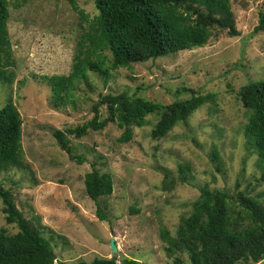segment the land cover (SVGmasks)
Segmentation results:
<instances>
[{
    "label": "rangeland",
    "instance_id": "1",
    "mask_svg": "<svg viewBox=\"0 0 264 264\" xmlns=\"http://www.w3.org/2000/svg\"><path fill=\"white\" fill-rule=\"evenodd\" d=\"M8 1L16 64L12 83L0 82V110L9 98L18 107L27 167L0 175V183L51 240L59 261L75 264L118 255L141 264H168L161 229L176 234L204 188L244 193L264 205V166L248 142V110L240 100L243 86L264 81V31L255 33L264 0H231L239 36L218 30L219 37L205 47L136 63L110 79L90 72L74 91V103L62 107L55 106L43 77L71 73L81 35L78 14L68 0ZM77 2L92 18L97 15L93 0ZM191 90L214 93L216 100L164 139L152 137L158 114L150 115L144 127H135L133 140L125 144L118 141L123 130L115 124L80 139L67 135L73 154L84 158L80 163L55 137L58 130L92 120L93 106L103 95L128 92L167 105L190 98ZM99 115L106 118L107 108ZM94 168L114 182L112 195L98 202L106 220L86 193L85 176ZM166 176L173 185L166 184ZM3 209L0 200V230L17 233L18 226L6 221Z\"/></svg>",
    "mask_w": 264,
    "mask_h": 264
},
{
    "label": "trees",
    "instance_id": "2",
    "mask_svg": "<svg viewBox=\"0 0 264 264\" xmlns=\"http://www.w3.org/2000/svg\"><path fill=\"white\" fill-rule=\"evenodd\" d=\"M97 15L91 17L68 0L78 14L81 35L78 38L72 71L68 75L44 76L51 86L52 99L57 107L73 104L78 85L96 72L106 79L112 73L136 63L162 56L205 47L218 30L231 37L239 36L231 0H93ZM17 7L21 3L16 4ZM10 3L0 0V82L12 83L15 67L14 50L10 38ZM264 31V12L260 14L255 33ZM179 91L178 93H182ZM191 97L171 104L150 101L128 92L107 94L94 104L92 120L55 137L72 160L84 158L73 154L67 135L80 139L90 131L104 130L115 124L123 130L118 141L129 143L134 128L147 125L152 114L160 116L152 131L153 139L161 140L178 125L187 123L206 103L216 100V94H200L191 90ZM240 100L248 110L246 136L264 166V81H252L240 90ZM106 107L108 116L100 118ZM23 120L18 107L9 98L0 110V175L12 170H24L22 147ZM218 157V154H216ZM190 169L189 166L182 170ZM166 184L173 180L166 176ZM86 193L98 204L100 198L112 195L114 182L110 174L94 168L85 176ZM16 196L0 183V200L6 221L16 224L18 232L0 230V264H65L54 254L50 239L19 209ZM189 215L182 217L176 234L161 229L168 264H258L264 260V205L258 197L244 193L230 194L223 190L204 188L192 205ZM98 216L106 220L98 204ZM75 264H141L138 260L118 255L96 258Z\"/></svg>",
    "mask_w": 264,
    "mask_h": 264
},
{
    "label": "water",
    "instance_id": "3",
    "mask_svg": "<svg viewBox=\"0 0 264 264\" xmlns=\"http://www.w3.org/2000/svg\"><path fill=\"white\" fill-rule=\"evenodd\" d=\"M110 244H111V248L113 250V254L117 253L118 248H117V245L115 243V239L114 238L111 240Z\"/></svg>",
    "mask_w": 264,
    "mask_h": 264
}]
</instances>
